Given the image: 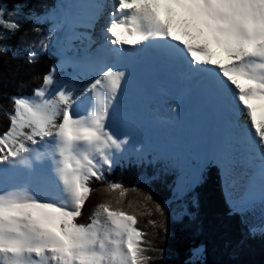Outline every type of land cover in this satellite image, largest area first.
Segmentation results:
<instances>
[{"label":"bare ground","instance_id":"1","mask_svg":"<svg viewBox=\"0 0 264 264\" xmlns=\"http://www.w3.org/2000/svg\"><path fill=\"white\" fill-rule=\"evenodd\" d=\"M71 1L72 0H70V2ZM74 1L78 4L76 0ZM97 1V6H89L92 0H83V4H78L76 9L69 3L70 8L68 6L65 11L66 23L73 26L72 31L71 26L68 27L69 32L82 40L80 46L81 53H76V59L69 64V66L74 68L70 75V79L55 91L53 98L45 100V104L34 114L29 123V130L32 135L45 133L47 136H53L56 138L60 148L55 149L52 154L45 157V154L39 152V147L34 148L32 145L29 147L25 143L27 146L21 150V158L16 159L14 158L15 156H13V162L7 165L6 175L3 178L5 184L14 189L28 190V192L34 195L35 199L44 197L46 188L45 182L49 178L70 189L74 190L75 187V190L79 191V194H81L80 180L78 174L74 171L76 167L74 163L77 161L80 162L86 155L97 152H100V158L102 160L111 158V152L106 142L99 137L102 132V123L105 121L109 111L113 108L111 105L112 102L120 95L122 77L119 69L105 62V59H100L105 52L103 47H101L100 54H94L93 52H98L100 50L99 47H96V42L98 44L99 42L93 34L94 32H99L96 30L97 25L104 19L102 8L104 6H106L107 9L110 8L107 10V12H109V17H111V12L114 10L112 0ZM212 1L213 0H206V3L210 4V8H212ZM119 3L124 10L122 11L124 17L128 14H132L138 16L139 19L142 20L143 23L137 25L138 30H149L153 22L156 31L163 34L161 39L158 38L159 44L162 45L161 47H168V45H170L168 42L169 36L165 35L167 33H172L175 38L183 39L185 42H189L190 45H194L198 42L197 34L200 40L211 39L213 43H216L215 45L220 44L218 49H213L211 46L209 47L204 43L200 44V51H204L205 53L200 56L199 60H195L193 63L201 69L207 67L210 62L215 66L214 62H212L213 60H218L220 62V59H222L221 51L224 48L231 46L236 49L233 58H238V65L240 67L237 72L242 76V81L239 88L231 83L228 84V88L234 92L245 93L248 95V101L245 105L236 104V107H232L234 111L227 113V118H230L233 113H236L233 119H231V117L228 121L232 124L228 156L233 163L232 166H234V178L240 180L245 177L244 175L247 173L250 167L249 165L251 164L250 161H252L248 157V150L253 147L260 149L262 145L260 139L263 137L262 135L264 133V80L258 82L257 77H259V75L256 76L258 73L254 72V70L261 68L264 64V18L261 20L253 17L246 18L245 15H240L231 25L224 28L226 29L225 31L221 33L216 32L214 35L210 33L206 37H203L201 33L203 30H200L203 28L202 24L198 22L197 26L196 23L192 21V18L197 20L198 18H204L207 29H212V32L216 29L214 30L215 24L210 22V19L204 15L206 10L202 1L197 4L195 0H120ZM77 10H79L78 13ZM67 11L72 17L70 15L67 16ZM147 20H149L147 25H143ZM122 22L124 23V18ZM131 29V26L129 28L123 26L118 29L115 34L122 35V33H125V37H118L114 43L124 46L123 41H126V37L132 33L133 30ZM195 32L198 33L196 34ZM102 33L106 35L105 32ZM211 35H213L212 38ZM89 37L94 41L93 45L89 42V44L86 43ZM72 40L73 39H71V41ZM76 41L79 42L75 39L74 42L76 43ZM74 45L73 43L72 46ZM153 46L157 48V44L154 43ZM89 50H92L90 54L91 60L87 57ZM161 52L156 50L158 54H161ZM173 53L175 55L176 52L174 51ZM179 55H181V53L178 55L176 54L175 57ZM228 57L226 64H233L231 62L232 59ZM253 57L258 58L259 64H253L251 60ZM156 58L157 57L152 59L150 55H148V58L144 59L143 63L149 59L153 60L155 62L153 67L154 70L163 77L168 75L169 79H171L173 74H171L170 68L163 67V64H159ZM260 60H262L263 63H261ZM63 64V66L66 65L65 63ZM140 79L147 89L149 87V80H145L144 77ZM164 79L166 80V77ZM156 82L158 81L153 82V84ZM169 84L163 81L159 87L158 93L165 91L164 85H167L169 89ZM136 86L138 90L136 89L137 97L133 101L134 110L132 124L136 130L148 133L144 122V112L148 101L152 98V93L146 91L144 88L140 89L139 84H136ZM176 89V93L180 97L179 99L174 101V99L172 100V98H169L166 104L164 103L165 101L163 102L161 100V106L165 108L168 106L166 121L164 119H161V121L170 125L169 137L161 139V135H156V131L159 129L158 127L160 125L154 123L152 125L155 127V129H152L155 131V136L152 135V137L158 140V144L155 145L157 150L179 149L183 144V137L188 126L187 121L184 120V116L189 115L183 110L185 107L183 101L188 99V95L190 94L184 92L182 84L177 85ZM170 96H173V92L170 93ZM227 100L230 101L229 95H227ZM173 103H175L174 107L169 108L170 104L173 105ZM70 107L76 109V111H73V113H70L71 116L67 117ZM195 112L196 110H193L190 113L191 123H195L196 125L199 120L200 126L196 127L194 125V127L202 131V134L199 135V137L197 136L196 140L198 143L204 140L208 142L211 138L212 120L208 122L207 119L196 117ZM79 115L85 117L84 126L79 130H73L71 128V123ZM153 122H156V118ZM65 132H69L71 139L70 143H66V137H64ZM64 145H68L69 147ZM65 147H68L67 152L64 151ZM145 149L143 148L142 154H145ZM65 154L69 158L68 169H63L62 167V156ZM261 177H263V180H257V183H262L264 185V173ZM234 178L227 176L229 183L233 182V180H235ZM254 190H256V188L253 186L246 189V191L243 192V199L237 202L236 205L243 208L250 204V199L252 201L260 195L264 197V191L262 189H260V192L257 194L253 192ZM51 228L58 238L57 244L61 247H67L66 241L59 235L53 224ZM128 234L129 233L124 236L125 243H127ZM24 241L20 243H24ZM20 245L22 246V244Z\"/></svg>","mask_w":264,"mask_h":264},{"label":"trees","instance_id":"2","mask_svg":"<svg viewBox=\"0 0 264 264\" xmlns=\"http://www.w3.org/2000/svg\"><path fill=\"white\" fill-rule=\"evenodd\" d=\"M55 3L0 0V137L11 128L16 99L42 89L54 68L48 42ZM192 156L171 153L137 165L120 162L111 172L87 179L78 218L61 221V232L90 225L94 212L104 208L133 222L135 264H264V233H251L232 213L221 164ZM184 162L189 167L181 173ZM197 249L201 253L195 256Z\"/></svg>","mask_w":264,"mask_h":264},{"label":"rangeland","instance_id":"3","mask_svg":"<svg viewBox=\"0 0 264 264\" xmlns=\"http://www.w3.org/2000/svg\"><path fill=\"white\" fill-rule=\"evenodd\" d=\"M64 1L65 0H60L62 4L59 9L62 10L63 8V14L66 17L65 11L68 6L70 8L69 3H71L75 9L78 4H76L74 0L71 2L70 0H66L65 7H63ZM200 1L203 3L206 0H195L197 4L200 3ZM248 1L252 2V11L250 13H245V10L249 7V3H247L246 0H220L218 7L219 10H226L232 15L234 13L235 18H238L240 15H245L246 18H251L252 16L258 17V15L261 14L264 15V0ZM206 7L207 9L210 8V4L205 2V10ZM78 11L79 10H77V13ZM68 15L72 17L67 11V16ZM126 16L128 20H125L124 17L125 25L123 26L125 27H130V24H128L130 22L129 19L134 16L138 23L141 24L142 22L136 15L128 14ZM57 17L59 18V14ZM143 25H147V23ZM69 26H71L72 31L73 26ZM103 32L105 31L103 30ZM62 33L63 31L60 30L54 34L56 39L53 40V45L59 42L63 51H65L67 47H63L62 45L65 40L64 37H61ZM158 35H160V33ZM122 36L124 38L125 33H122ZM76 43L78 44L79 42L76 41ZM71 55H66V58H64L67 59L64 60V62L68 63L67 65L63 66L64 64L59 62L55 68H53L43 89L38 90L30 99H16V110L13 114L11 128L6 135L0 137V264H134L130 257L128 246L125 247L126 243L124 242V236L129 233L128 227L131 225L129 220H123L116 214L110 216L105 212L104 208H101L99 211L94 212L95 215L90 225L78 231H73L71 229H68V232L66 231L65 239L68 244L66 245L67 247H62L61 249V246L57 244L58 238L56 234H54L51 226L52 224L54 226H59L61 221L78 218L74 215L78 214L83 205V201H85V197L80 198V200L82 199L80 204V194L78 192L64 185L62 186L59 182L57 183L49 178L45 182V204L40 207L29 201L32 197L35 198L34 195L32 196L31 192L24 189H14L6 185L3 179L6 175L8 163L13 162V156H15L14 158L16 159H20L21 150L27 145L29 147L32 145L34 148L39 147V152L45 154V157L52 154L55 149L60 148L56 138L53 136H47L45 133L32 135L29 130V123L34 114L45 104V100L53 98L55 91L70 79V75L74 70L73 67L69 66L72 62L71 60L74 58V56ZM121 85V91H123H120L117 101L115 99L113 100L116 104L113 105L112 111H109L105 121L102 123V132L99 137L107 143V147L111 152V158L102 160L100 158V152H97L86 155L80 162H75L77 168H75V173H81L80 175H82L83 179L91 174H96V171L100 173L104 165H113L117 162L118 158L128 162L127 154L131 155V153L134 162L139 164V160L143 159L148 163V157L146 154H142L143 148H147L151 151L152 148L149 147V145L154 146L158 144L157 139L151 136L146 139L143 138V135L140 136V132V134L135 132L138 130H134L135 127L132 124L133 112L126 107V105L131 104V98L129 96L135 88L134 82L126 78L122 79ZM151 112L153 115L157 113L165 115L166 110L165 107L160 105V108L156 107L154 111ZM84 123L85 117L77 116L71 123L72 129L79 130L84 126ZM165 123L164 121L159 123L161 125L158 131L160 132L159 135H164L167 138L169 136L170 125ZM231 125V123H228L225 126L215 129L213 136L211 132L212 140L210 143H197L195 140L198 136L196 131L191 132L189 130L186 142L182 148L177 150L185 147V149L189 150L190 154H194L191 158L192 160L205 161L210 158L218 160L224 171L226 191L230 202L237 206L236 203L243 199V192L251 186L256 188V190L253 191L254 193L256 192V194L260 192V189L264 191V185L262 183H257V180H263L261 176H263L264 173V133L262 135L263 137L260 139V143L262 144L260 149L253 147L248 150V157L252 161H250L251 164L249 165L250 167L247 173L244 175L245 177L237 180L233 175V163L228 156ZM151 128L155 129L154 126ZM142 133L145 137L148 136L147 132L143 131ZM161 139H163V137H161ZM25 143L27 145H25ZM142 143H146L147 146L143 144L139 148ZM155 150H157L156 146ZM174 151L176 150L174 149ZM122 152L126 153V155ZM89 162H91L90 165ZM188 167L187 163H182L180 168L183 170L180 172L182 173ZM189 171H185L183 175L189 173ZM227 176H231L235 180L229 183ZM85 184L86 182L84 181V186H86ZM81 186H83V184H81ZM83 190L86 192L85 189ZM22 197L24 201L26 200L25 203L19 202L16 205L17 200ZM236 208L242 213L244 221L251 230H264V197H262V195L257 196L252 201L250 199V204L247 206L243 208L237 206ZM22 241H24V243H20ZM131 243L132 250L134 251L137 243L136 232L134 231ZM20 244H22V246ZM200 253L201 249H197L194 252L195 256Z\"/></svg>","mask_w":264,"mask_h":264}]
</instances>
